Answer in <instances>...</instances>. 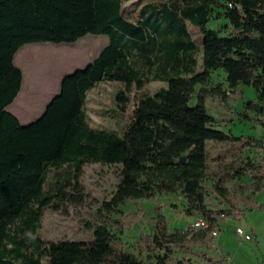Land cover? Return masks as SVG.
I'll list each match as a JSON object with an SVG mask.
<instances>
[{"label":"trees","instance_id":"16d2710c","mask_svg":"<svg viewBox=\"0 0 264 264\" xmlns=\"http://www.w3.org/2000/svg\"><path fill=\"white\" fill-rule=\"evenodd\" d=\"M132 1L0 0V264H194V257L199 264H223L194 248L208 244L222 215L242 221L254 211L264 213L254 200L264 190V137L238 146L258 150L257 159L227 165L232 180H250L238 188L244 209L205 207L207 143L239 141L216 129L207 111V98L225 106L230 97L223 84L209 86L212 72L225 73L231 92L254 90L255 99L243 104L238 117L264 126V0H157L130 21L122 7ZM215 9L223 10L229 35L207 28ZM189 26L201 33V49ZM87 35L104 36L107 45L84 69L62 78L38 119L21 125L7 111L23 80L16 53L26 45L73 44ZM104 81L125 85L118 103L132 86L166 87L139 99L118 135L87 121V94ZM25 101L20 96L17 103L24 107ZM91 164L119 168L115 189L96 211V226H87L91 240L43 242L38 232L44 212L79 200L74 194ZM168 196H181L187 212L201 216L207 228L170 231L159 210L151 234L140 237L138 253L126 250L121 236L139 215L119 216L123 205Z\"/></svg>","mask_w":264,"mask_h":264},{"label":"rangeland","instance_id":"374dc122","mask_svg":"<svg viewBox=\"0 0 264 264\" xmlns=\"http://www.w3.org/2000/svg\"><path fill=\"white\" fill-rule=\"evenodd\" d=\"M152 1L157 0H135L125 3L122 7L124 17L134 21L139 16L142 6ZM223 13L222 9H215L207 28L219 30L221 35H229L231 27ZM189 32L197 47L201 49L202 35L198 28L189 26ZM106 45V37L87 35L73 44L43 43L22 47L14 57V65L23 74L22 97H25L26 101L22 107L18 103L15 104V100L7 111L12 114L11 110L15 108L24 113L27 120L22 122V125L33 122L38 118L41 108L48 99L59 91L61 79L75 70L84 69ZM198 62V71H200L201 54L198 56ZM208 84L210 87L223 84L225 90L230 93L225 106L211 98L206 99L205 105L210 116L216 121L215 128L239 138V141L223 144L207 143L209 161L205 184L208 197L205 200V207L211 212L231 210L237 213L240 209H244L238 188L248 184L250 180L248 178L232 180L230 178L232 172L227 165L233 161L259 157L260 152L255 148H239L238 146L245 144L249 139L259 140L264 137V126L241 120L238 117V113L243 111V104L256 97L251 87L242 86L231 92L226 83V75L222 70L212 72ZM165 87V84L159 82L148 83L141 90L132 86L126 93L127 100L118 103L115 100L116 94L123 91L125 85L118 82H101L87 94L85 111L88 124L93 129L116 132L121 135L139 99L153 96ZM193 104L194 100L190 105ZM249 115L255 117L254 114ZM51 177L52 175L49 176L50 179ZM118 181L119 168L117 166L85 165L80 181V191L74 194L78 195L79 200L65 202L56 211L46 210L41 219L39 237L45 243L63 240H91L92 231L87 226H96V211L104 201L109 199ZM255 200L257 204L258 202L264 204V190ZM232 205H237L239 210L232 208ZM159 210L164 214L170 231H193L192 224L196 215L187 212V204L181 196H168L144 202H126L119 216L132 213L139 215L138 221L131 228L125 229L121 236V242L126 250L138 253L140 237L151 234V226ZM244 220L248 223L246 234L252 239L243 242L235 235V223L240 221L237 215L221 221L219 236L216 239H210L206 245L195 247L194 250L197 253H205L209 257L222 260H225V255L229 254L227 257L229 262L223 264H264V213L254 211L245 216ZM250 225L253 230L250 229ZM254 235L257 237L256 240ZM193 262L199 264L200 259L194 257ZM202 264L206 263L202 262Z\"/></svg>","mask_w":264,"mask_h":264},{"label":"built area","instance_id":"2783aa9c","mask_svg":"<svg viewBox=\"0 0 264 264\" xmlns=\"http://www.w3.org/2000/svg\"><path fill=\"white\" fill-rule=\"evenodd\" d=\"M222 220H226V218L223 215L220 217V220L217 226L211 232L209 236L210 239H216L219 236L221 232V221ZM207 226H208L207 222L201 216L196 215L195 221L192 224L193 231L197 232L199 230L207 228ZM234 232H235V235L243 242L251 239V237L245 233V230L241 227V225H238L235 228Z\"/></svg>","mask_w":264,"mask_h":264},{"label":"crops","instance_id":"0c3cea01","mask_svg":"<svg viewBox=\"0 0 264 264\" xmlns=\"http://www.w3.org/2000/svg\"><path fill=\"white\" fill-rule=\"evenodd\" d=\"M37 48V47H36ZM62 80V79H61ZM22 82H23V80H22ZM61 82V81H60ZM59 87H60V83H59ZM24 90H23V83H22V86H21V91H20V94H19V96L16 98V101H15V104L17 103V101H18V99L20 98V96H22V92H23ZM59 92V91H58ZM58 92L56 91V93L54 94V95H52L51 96V98H49L48 99V101L44 104V106L41 108V110H40V112H39V116H37L38 118L43 114V112H44V110H45V107L48 105V103L51 101V99L56 95V94H58ZM33 98V97H32ZM8 110V109H7ZM11 113L14 115V116H16V118L18 119V121L20 122V124L22 125V122H25L27 119L24 117V113H22L20 110H17V109H15V108H13L12 110H11ZM35 121V120H34ZM28 123V122H27ZM257 197V196H256ZM256 197L254 198V200L256 199ZM256 201V200H255ZM257 202V201H256ZM258 205H264V204H260L259 202H258ZM253 213V212H252ZM251 214V213H250ZM248 215V214H247ZM246 215V216H247ZM229 219V218H228ZM228 219H226V220H228ZM244 222L246 223V227L245 228H243L244 230H245V233H247V228H248V223H247V220H244ZM238 225H240V221L239 222H237V223H235V226L237 227ZM236 227H234V229L236 228ZM250 229L251 230H253V227L250 225ZM235 231V230H234ZM235 233V232H234ZM255 236V235H254ZM253 236V237H254ZM256 236H255V240H256ZM252 239V238H251ZM229 256V254H226L225 255V262H229V260H228V257Z\"/></svg>","mask_w":264,"mask_h":264},{"label":"water","instance_id":"95a60500","mask_svg":"<svg viewBox=\"0 0 264 264\" xmlns=\"http://www.w3.org/2000/svg\"><path fill=\"white\" fill-rule=\"evenodd\" d=\"M71 74H72V73H71ZM66 76H67V75H66ZM55 96H57V94H56ZM55 96H54V97H55ZM54 97H53V98H54ZM53 98H52V99H53ZM37 119H38V118H37ZM240 225H241L242 228H245V227H246V223L244 222V220L240 221Z\"/></svg>","mask_w":264,"mask_h":264}]
</instances>
